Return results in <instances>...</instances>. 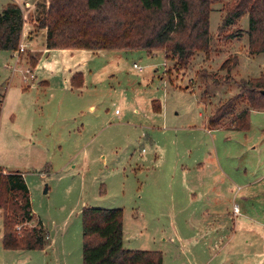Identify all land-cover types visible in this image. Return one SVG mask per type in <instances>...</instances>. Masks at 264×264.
I'll return each instance as SVG.
<instances>
[{
	"label": "rangeland",
	"instance_id": "1",
	"mask_svg": "<svg viewBox=\"0 0 264 264\" xmlns=\"http://www.w3.org/2000/svg\"><path fill=\"white\" fill-rule=\"evenodd\" d=\"M20 1L32 23L44 0ZM231 1L212 5L210 52L195 53L185 67L163 49H112L118 74L100 81H110L111 94L66 121L55 122L52 106L21 100L11 77L16 58L0 51V167L23 172L29 225L40 220L49 236L41 250H5L0 213V264H82L87 207L121 208L123 246L159 251L163 264H264V111H250L247 131L227 128L230 116L207 127L215 108L240 94L242 81L264 73V53L248 51L247 14L218 30ZM8 2L0 0V10ZM29 32L36 33L33 47H42L44 32ZM23 45L20 69L38 54ZM235 56L233 68L221 69ZM235 102L247 107L243 96ZM155 187L160 204L147 203L143 196H154Z\"/></svg>",
	"mask_w": 264,
	"mask_h": 264
},
{
	"label": "trees",
	"instance_id": "2",
	"mask_svg": "<svg viewBox=\"0 0 264 264\" xmlns=\"http://www.w3.org/2000/svg\"><path fill=\"white\" fill-rule=\"evenodd\" d=\"M221 1L44 0L39 4L38 16L30 23L18 0H11L0 10V51L18 50L27 27L29 31L33 28L44 31V48L48 50L163 49L165 58L185 67L195 53L209 54V15L212 5ZM227 6L218 30L232 26L247 14L248 51L264 53V0H232ZM39 56L40 52L29 56L30 70L36 66ZM235 64L236 56L232 62L227 58L221 69L229 71ZM83 83L81 71L71 73L72 89H81ZM38 85L47 86V83L40 81ZM239 88L240 94L235 99L218 105L207 118L208 129L217 128L230 116L233 118L227 128L247 131L250 111H264V73L242 81ZM241 96L247 107L238 110L235 101ZM2 102L0 97V116ZM0 210L3 249L45 247L49 236L43 223L38 220L34 226L29 225L33 212L22 171L0 167ZM81 222L82 264H163L159 251L131 250L123 246L121 208H83ZM17 226L21 228L18 230Z\"/></svg>",
	"mask_w": 264,
	"mask_h": 264
},
{
	"label": "crops",
	"instance_id": "3",
	"mask_svg": "<svg viewBox=\"0 0 264 264\" xmlns=\"http://www.w3.org/2000/svg\"><path fill=\"white\" fill-rule=\"evenodd\" d=\"M18 2L23 8V3H21L20 0H18ZM26 29L27 27L24 28L22 42H26V44L32 46L33 49H37V52H40V58L38 59V62L34 69H20L19 67L21 66H17V64L19 63V60L17 61V59H20L21 54H18V57L15 52L13 53L10 51H4L10 53L11 57L15 56L16 58L17 62L15 61L14 64L15 69L13 67V69L11 70V72L14 74L11 77L12 81H14V76L18 78V83H14V90L15 88L19 90L21 100H23L24 97L25 99L27 97V101L30 106L34 104H40L42 106L54 107L55 109H57L55 122H58L59 119L61 121H66L70 115V118L76 116V114L80 113L81 110L84 109V107H86L88 111L93 110V106L95 105V103L99 102L101 99H103L104 96H107V94H111L113 85H110V81L107 82V87L101 85L102 82L100 81L106 82L115 77L116 74H118V55L114 54L118 50H48L44 48V45L42 47L36 48L31 44L32 39L36 33L32 34ZM102 56L103 58H106L105 62H102V60H98V57ZM16 67H18L19 69H17ZM74 71H81L83 73L84 83L81 89H72L69 85L71 73ZM40 81L46 82L47 86L38 85ZM80 99L82 101H80ZM64 113L69 114L67 117H65ZM10 119L13 122L15 120L13 116H11ZM99 121H101V118L100 120H98L97 124L99 123ZM12 123L7 122L5 128L10 129ZM95 127L93 131L95 130ZM84 134H87V132H84ZM86 147L87 143L82 147L83 153L87 152L85 151ZM201 164H197L199 165L197 167L198 170L202 168L200 167ZM1 168L7 170L5 167ZM16 170L19 169L17 168ZM223 174L226 175V172H223ZM152 196L153 195L150 194V192H147L143 196V199H145L147 203H149V200H156L157 204H160V190L155 187V195L153 197ZM178 203L180 202L178 201L177 204ZM178 206V211L179 213H181L184 209L181 207V205L178 204ZM206 212H208V209H206ZM234 214L235 213H233L232 215L235 216Z\"/></svg>",
	"mask_w": 264,
	"mask_h": 264
},
{
	"label": "built area",
	"instance_id": "4",
	"mask_svg": "<svg viewBox=\"0 0 264 264\" xmlns=\"http://www.w3.org/2000/svg\"><path fill=\"white\" fill-rule=\"evenodd\" d=\"M23 47H24V45H23V42H22V40H21V41H20V43H19L18 50H16V51H15V53H17V55H18L20 52L24 51ZM133 67L137 68L139 71H141V70H142V68H141L139 65H137L136 63H133ZM234 211L236 212V211H237V209H236V208H234ZM16 229H18V230H19L20 228H19V227H17Z\"/></svg>",
	"mask_w": 264,
	"mask_h": 264
},
{
	"label": "water",
	"instance_id": "5",
	"mask_svg": "<svg viewBox=\"0 0 264 264\" xmlns=\"http://www.w3.org/2000/svg\"><path fill=\"white\" fill-rule=\"evenodd\" d=\"M45 191H46V189H45Z\"/></svg>",
	"mask_w": 264,
	"mask_h": 264
}]
</instances>
